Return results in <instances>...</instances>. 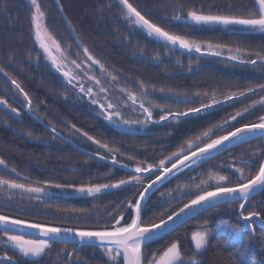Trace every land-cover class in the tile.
I'll list each match as a JSON object with an SVG mask.
<instances>
[{
	"label": "snow or ice",
	"instance_id": "snow-or-ice-1",
	"mask_svg": "<svg viewBox=\"0 0 264 264\" xmlns=\"http://www.w3.org/2000/svg\"><path fill=\"white\" fill-rule=\"evenodd\" d=\"M55 2L60 5V0H55ZM118 3L120 5V15L127 22L128 27L145 34L147 38L162 45L167 50L166 55L175 52L177 46L188 53L194 51L208 56L219 57L227 52L228 61H235L240 65H248L253 68L259 66L262 69L260 75L264 78V45H261L259 49H252L251 47H236L233 49L228 45L214 44L212 41H196L185 34L166 30L145 14H142L129 0H118ZM30 6L34 40L39 50L42 51L43 58L50 63L55 72L63 77V84L67 90H75L78 95L87 97L89 103L95 106L93 111L96 115L116 127L121 125L131 126L132 124L146 126L149 123L160 124L169 121L179 123L182 118L186 120L189 116L202 118V115H211L213 109H220L224 105L232 106L235 102L243 100L250 94H256L257 91L264 92V84H257L255 88L248 87L242 91H229L221 99H217V92L213 91L212 97L207 102H204L203 99L199 101V107H188L183 112H167L161 114L159 120H153L152 107L147 106L142 99V97L149 95L143 81H138L139 95L125 87H118V75L109 71L105 63L93 55L89 48L81 42L79 35L76 33L75 28H72L67 17H62L68 24L73 43L77 47V59H70L72 45L62 46L48 30L45 22L46 13L42 10L39 0H30ZM5 7H7L6 4H0V9ZM59 11L63 12L62 6ZM172 21L182 23L190 29L220 26L228 31L239 30L264 34V0H251V4L247 6L242 14H206L202 8H193L187 11L186 16H183L181 11H177L169 22ZM139 55L140 58H143V49L140 50ZM39 56L40 52H37V58ZM152 59L156 63H163L159 55H154ZM179 63L178 60L177 64ZM97 69L99 70L98 74ZM189 69L191 70V66H189ZM80 71L83 72V76ZM0 73L11 80L26 101L25 107L29 112H32L34 109L28 93L15 79L9 76L3 67H0ZM105 75L108 77L107 86L104 80ZM85 78L91 83H86ZM110 87H118L120 95L115 100L109 94ZM160 91H163V89ZM204 95L207 96L208 93L205 92ZM138 101L139 109L144 113L145 119L131 121L125 119L122 114L123 108L127 107L132 111H136ZM185 102L195 103V101ZM0 105L5 108L10 107L4 99H0ZM257 107L264 109V96H260L259 100L252 101L243 109L230 115L219 125H213L199 135L185 140L176 151L154 163L139 160L133 168H129L126 163L122 164L123 168L134 173L129 175L127 179H119L109 184H90L76 187V192L86 193L88 196H94L108 189H126L131 186L143 188L142 191H139V195L134 202L129 200L117 211L112 217L110 227L88 229L51 226L0 214V226L3 228L0 243H3L5 248L18 250L19 253L17 258L5 253L0 256V259L8 261V264H21V262L30 264L29 258H33L31 264H40V260L46 255H51L53 244H68L71 242L74 245L72 251L64 253L67 260H64L63 256H59L57 258L58 262L62 260L63 264H72L75 258V264H81L78 257L79 251L84 248H94L103 253L107 258V264H204L202 257L208 250L211 237L210 221L208 220H205L197 230L192 231L191 243L194 250L190 256H185L179 240H173L166 247H162V250L161 248L153 250L151 256L146 254V249L153 242L164 239L175 232L181 224H185L189 220L213 209L219 210L225 204H239V208L236 210L238 218L245 222L247 228L251 229L250 239L255 237L256 231L253 223L255 220L264 223V217L255 209L248 211L245 215V209L254 195L264 192V160L259 159L264 156V151H252L250 159L238 161L242 166L234 168L235 173L238 174L235 183L232 182L230 176L210 171L209 180L216 181L214 186L209 185L211 190H209V187L201 188L200 184H208V181L205 180H201L200 184H192L191 186L178 184L181 195L191 196V198L181 207L172 208L170 213H167V210L161 212L159 214L160 218L156 222H145L144 209L145 205L151 200L149 193L158 191V185H163L170 177H176L178 173L183 172L185 169L194 172L197 167H202L215 155H220L223 152L231 154V149L241 144L251 143L253 140L264 141V114L259 115L256 122L253 123H244L239 127H235L233 124L238 118H244ZM10 110L12 113L19 115L17 108L12 107ZM230 127L232 130H227ZM72 128L75 133H79L81 136L86 137L88 141H91L92 144L97 145L98 150H104L106 155L100 154L99 151L96 153L101 160L110 155L112 163H118V148L110 146L108 142H102L75 125H72ZM221 130L224 131V134L217 135L216 133ZM50 131L53 133L52 139L55 140L59 133H57L54 126L50 128ZM258 148L264 149V143L259 144ZM128 159L131 160L133 157L129 156ZM257 162L258 170L253 175L251 170L256 168ZM0 165L8 170L5 160L0 159ZM225 167L233 168L234 165L229 164ZM245 168L250 170L248 175H245ZM10 173L16 177L21 175L16 168H11ZM151 176L155 178L150 179L148 183H144L145 179ZM190 179L194 180L195 178ZM23 180L26 182H18L17 179L5 178L4 175H0V192L8 194L7 200H11L12 195L19 192L21 195L31 194V199L42 202L44 198L51 195L47 191L50 186L55 188L73 187L71 184L49 185L47 182L40 186L39 181H29L27 176L23 177ZM189 187H194L196 191H189ZM164 196L165 193L160 194L161 207L164 204L170 206L173 200L179 198L173 196L171 191L167 194L168 199H162ZM129 212L131 213L130 221L127 219ZM34 214L39 215V213ZM20 229H26L27 234H15ZM259 239L262 244V251H264V232L260 233ZM216 247L222 255L227 254L228 264H247L246 246L217 240ZM61 251L63 252V250Z\"/></svg>",
	"mask_w": 264,
	"mask_h": 264
},
{
	"label": "trees",
	"instance_id": "trees-1",
	"mask_svg": "<svg viewBox=\"0 0 264 264\" xmlns=\"http://www.w3.org/2000/svg\"><path fill=\"white\" fill-rule=\"evenodd\" d=\"M44 2L49 3V7H53L55 13L52 12V15L54 18L58 13L57 8L63 7L62 15L67 17V20L71 22V26L75 28L81 42L85 45L90 43L91 48H89V50L105 63L109 71L118 75L120 85L122 86H125V84L130 81L134 82V80L143 81L146 86H157L155 88H165L170 92L183 93L189 96H196L197 93H199V96H205L204 93L207 92L208 95L206 97H212L213 91H216V98L221 99L222 96L229 91H242L248 87L254 88L257 84H264V78H262L260 74L257 76L238 73L230 74L214 67L201 69L189 75L175 74L166 72L168 68H162V65H154L144 59L133 58L131 56L132 49H130L127 44L119 42V36H125L126 30L121 21L118 0H60V5H57L55 0H44ZM129 2L141 11L142 14H145L148 18L152 19L166 30L178 34H185L196 41H212L214 44L219 43L228 45L234 49L236 47L259 49L261 45H264V34L254 35L241 32L225 33L221 30L197 31L186 27L182 23L169 22L171 20L170 17H173L177 11H181V14L185 16L187 11L193 8H202L206 14H242L247 6L251 4V0H129ZM0 4L7 5V7L0 9V67H3L5 71L8 72L9 76L21 85L34 102L43 104L42 110L45 119L55 121L56 119L62 120L66 118L86 132L96 131L97 121H93L92 123L89 120V118L92 117L88 113H84L81 110L78 111L76 106L69 103L65 104L60 99L58 93L60 92L61 85L58 82V75L56 76L44 69L42 63L36 66L35 60L38 50L32 37L31 7L26 5L24 0H0ZM55 20L57 21V18ZM59 29H62L61 25ZM63 29L61 31H63ZM140 42L145 44L144 46L146 47L147 44L152 46V48L153 45L158 47L162 46L157 44L154 40L141 35V37H136L138 48L135 49L141 50L145 48ZM131 44L133 45L134 41H131ZM7 91L19 92V90L13 86L11 80L3 73H0V97H6L9 100L12 98L11 101L14 103V106H17L15 104L17 101L13 97H10ZM260 96H264V92L248 95L243 100L235 102L232 106L224 105V107L220 109H213L211 115H202V118L189 116L186 120L181 119L183 122L182 127L185 128L190 126L189 128L192 129L193 126V128L196 126L201 129L203 126L202 124H206L211 120H214L215 125H219L231 115L230 113L234 111L237 112L239 109L241 110L242 106H247L256 98H260ZM170 102L172 103L168 104H171V106L165 107L164 105L163 108L176 112H183L186 111L188 107H198L196 105H199L198 99H196L195 103ZM67 104L71 106L72 112L68 110ZM261 114H264V109L257 107L244 118H238L233 124L235 127H239L244 123L256 122L258 116ZM5 115L4 112L0 111V159L5 160L9 170L11 168H16L22 176H24V174H30V177L37 179L40 184L47 182L50 185L85 184V181L81 182V180H92L95 184H108L117 180V178L127 179L125 178L127 174L124 171L103 164L93 158H88L87 160V157L80 154L85 158L81 157L72 150L68 151L64 148L58 150L54 148L50 149L49 147L52 146L47 147L46 144L30 141L25 135L23 136L19 131L20 129L25 128L27 130H34L37 132L36 135L44 134L45 129L42 126L40 127V125L26 113L25 115H27L28 122H24V120L20 122L12 117H8V119H10V126L8 127L2 124V121L7 119ZM15 123L18 125V129L14 127ZM106 128L109 130L107 132H109L111 137L104 138L106 139L105 141L110 143V146L121 147L122 150L125 149L128 151L127 154H132L131 157H133V159L131 160H129L128 157L126 158L118 154V159L132 167H135L139 160H143L147 163H154L165 156L164 151H162L163 148L160 147L159 138L154 141L128 139V137H125L126 135H120L108 126ZM175 129L177 130V128ZM101 130V126H98V131ZM227 130L230 131L232 128L230 127ZM161 132L162 131L159 130L155 131L148 137H161ZM31 134L33 133L31 132ZM47 134H49V132ZM181 134L185 136L184 129H182ZM216 134L222 135L224 131H219ZM123 138L130 140L132 146L127 147L128 144L120 140ZM107 139L112 141H108ZM183 139H185V137ZM255 141L256 140H253L251 143L241 144L232 148L231 154L223 152L220 155H215L213 159L208 160L202 167H197L195 171L203 168L209 162L216 160L218 161V165L223 166V173L230 176L232 182L235 183L237 174L225 166L232 164L234 167H241L242 165L239 164L238 161L250 159V153L252 151H264V149H254L257 146L256 143H254ZM262 143H264V141H261V144ZM56 152L64 154L66 157L69 156V160L71 161L69 162V166H72L74 162H79V157L81 160L80 162L83 160L84 164H78V169L75 168L71 170L61 167L65 163L62 162L60 157H55ZM121 153L126 156L125 152ZM263 158L264 156H261L259 159L263 160ZM82 167L88 168L82 171ZM256 170H258V162L256 168L251 170L253 175ZM249 171V169L245 168V175H248ZM56 173L58 175L54 176L55 179L49 181V178H52V175ZM192 173L193 172H189L188 170L183 171L177 175L176 179L191 175ZM44 176H46L47 179H44ZM98 176L102 177V179L98 180ZM153 178L154 176H151L146 180L148 182ZM74 179L78 181H72ZM176 179H172L170 183ZM65 180L70 181L66 182ZM160 189L161 188H159V190ZM141 190L142 187H139L137 190L133 191L134 193H130L131 196L129 198L134 202ZM115 193L116 192H112L110 194L113 195ZM190 198H188V200ZM71 200L72 199H54L50 204L53 206L68 205L71 210L73 208H85V206L81 207L80 205H75ZM112 200H114V198L110 197V201ZM188 200L182 201L179 205L174 204L172 207L169 205H163L162 207L153 204L149 205L148 209L144 211L145 222L158 221L161 212L167 210V213H170L172 208H179L184 203L188 202ZM102 205L106 206L105 203H102ZM117 205L118 204H115L111 211L108 212L110 216H113L112 211L116 209ZM232 207V212H225L227 208L230 209ZM221 208H224L225 211L215 216L214 221L211 223L210 229L212 232L210 245L207 252L202 257L204 264H228L227 254L222 255L216 247L217 240L229 241L232 244L246 246L247 264H264V251H262V244L259 239L260 233L264 232V229L254 226L256 236L254 240L252 238L250 239V234L242 229V222L237 215L236 210L239 208V204H225L222 205ZM253 209L260 212L261 216L264 217V192H260L253 196L245 209V215L248 211ZM154 213L155 215H153ZM204 214L205 213L191 219L164 239L153 242L148 246L146 251H150L149 255H151L153 250L157 248H161L162 250V247H166L167 244L171 243L173 240H179L185 256L192 255L191 233L194 229L192 226L189 227L188 224L196 223L198 218ZM130 217L131 213L129 212L127 217L128 221H130ZM102 222L103 223L100 224H59L56 222L50 224L95 229L110 227L112 217L110 221ZM56 244H60L65 248L68 247L70 250L74 247V245L69 243Z\"/></svg>",
	"mask_w": 264,
	"mask_h": 264
},
{
	"label": "rangeland",
	"instance_id": "rangeland-1",
	"mask_svg": "<svg viewBox=\"0 0 264 264\" xmlns=\"http://www.w3.org/2000/svg\"><path fill=\"white\" fill-rule=\"evenodd\" d=\"M24 1H25L26 5L31 7L30 6V0H24ZM43 2H44V0H39V3L41 4L42 10L45 11V13H46L45 22H46V25L48 27V30L56 37V39L61 43L62 46L66 47L67 45L71 44L72 47L70 49V52L72 53V55H71L70 59H77V56H76L77 47L73 43V37L70 34V29L68 27V24L66 22H64V19L62 18L64 16L59 11V8H57L58 13L56 14L57 16L54 18V16L52 15V12H54L53 7L52 6L49 7V3H47V2L43 3ZM186 15L187 14H185V16ZM56 18H57V21L55 20ZM121 21H122V24L126 30V32H125L126 35L125 36H119V42L127 44L128 47L130 49H132L131 50V56L133 58L139 59L140 58V55H139L140 50L135 49V48H138L137 44H136V37H141V35H144V36H146V35L139 32V31H135V30L129 28L127 25V22L122 17H121ZM173 22H175V21H173ZM175 23H179V22H175ZM60 25H61L62 29L64 28L63 31H61L62 29H59ZM192 29H195L197 31H200V30H207V31L219 30L220 31L221 30L222 32H225V33H228V32L248 33V32L239 31V30L228 31V30L223 29L220 26H212L210 28H192ZM249 34L259 35L261 33L256 32V33H249ZM32 37L34 39L33 28H32ZM131 41H134L133 45L131 44ZM34 43H35V40H34ZM140 44L143 47H145V48H143L144 56H143V58H140V59H144V60H146V61H148L154 65H159V66L162 65L163 66L162 68H165V69L168 68V70H166V72H170V73L189 75L191 73H195L201 69H205V68H209V67L210 68H212V67L218 68L220 71H224V72L230 73V74L238 73V74H242V75H254V76L259 75L262 71V69L259 66H257L256 68H253L251 66L240 65L238 63H234V62L228 61V60L223 59V58L208 56V55H201V54H198L196 52L186 53L184 51L176 49L175 52H173L171 55H166L167 50L163 46L158 47L156 45H153V48H152V46H149L148 44H147V47L144 46L145 44H142V42H140ZM35 45H36L37 50H38L37 52H40L39 58H37V55H36V60H35L36 66L38 64L42 63V66L44 69H46L50 73L55 74L56 76L58 75V77H57L58 82L61 85L60 92L58 93L60 99L65 104L66 103L73 104L74 106H76V109L78 111L79 110L88 111L89 115L91 112H93L95 114V112L93 111L94 107L87 103L88 102L87 97H84L82 95H78L75 90H67L66 89V87L63 84V77L60 76L59 73L55 72V69H53L51 67L50 63L46 62V60L43 58L42 51L39 50L38 45L36 43H35ZM85 46H87L88 48H91L90 43H87ZM81 55H82V52H81ZM93 55L96 56L95 54H93ZM154 55H159V57L163 61V63L154 62L152 59V57ZM223 56L227 57V52H225L223 54ZM96 57H98V56H96ZM197 57H199V59H197ZM178 60L180 61L179 64H177ZM189 66H191V70L189 69ZM96 71L98 74L99 70L97 69ZM80 74L83 76L82 71H80ZM104 80H105V84L107 86V82H108L107 75H105ZM85 81L88 84L91 83L90 81H87L86 78H85ZM118 87H125L131 91L136 92L138 95L140 93L139 83H138V81H135V80H134V82L130 81L129 83L125 84V86L120 85V80H119V86ZM118 87L117 88H111V87L109 88V94L113 100H115L116 97L120 95V93L118 91ZM145 87H146L149 95L142 97V99L144 100L146 105H153L156 108H161L164 105H165V107L171 106V104H168V103H172L170 101H177L179 103H185V101H196V99H198V101H200L201 99H203L204 102H207L211 98V97L199 96V95L189 96V95H184L183 93H176L173 91L170 92V91L166 90L165 88H155L157 86H146L145 85ZM161 89H163V91H160ZM7 93L10 95V97H13L17 101L18 104L15 103L17 106H14V103L11 101L12 98H10L11 100H9L6 97H4V98L0 97V99L6 100L8 105L10 106L9 108H5L3 105H0V111L4 112L6 114L5 117L7 118L4 121H2V124L6 127L10 126V122H9L10 119H8V117H12L13 119H16L20 122L23 120H24V122L25 121L28 122L27 117H26L27 115H25V113H24L25 109H26V107H25L26 101L24 100V98L20 95L19 92H16V91H12V92L7 91ZM258 99L256 98L255 100H258ZM32 105H33L34 110L31 113L36 118L40 119L44 124H46L49 127L54 126L56 128V131L60 132L64 137L69 138L74 143H76V144H78V145H80V146H82L88 150H92V151H94V149L98 150L97 145L92 144L91 141H88L86 137L81 136L79 133H75V130L72 128V125H75V124L70 122L68 119H66V118H63L62 120L56 119L55 120L56 122L54 120H51V119H50L51 121L47 120V119H45V116L43 115V110H42L43 104L42 103H36V102H34V100H32ZM137 105H139V101L137 102ZM196 106H199V105H196ZM12 107H15L18 109L19 115H16L15 113L11 112L10 109ZM67 107L69 108L68 110H70L72 112V110L70 108L71 106L67 104ZM243 108H244V106L241 107V109H243ZM233 113H235V111ZM233 113H230V114L232 115ZM122 114H123V117L125 119H128L130 121L135 120L134 118H136L137 120H143V118H144L143 115H140L138 110L132 111L130 108H127V107L123 108ZM89 120L92 123H93V121H97L95 118H89ZM173 123H175V122H173ZM137 125L139 127L140 124H137ZM41 126L42 125H40V127ZM75 126L77 128H80L77 125H75ZM98 126H101V128H102L101 131H94L93 130V131L87 132V133L89 135H92L93 137H94V134H98V137H95V138H98L102 142H104L106 140L104 138L111 137L109 132H107L109 130L106 127L108 126L112 130H114V129L109 124H107L103 120V118H98ZM123 126H126L127 128H130V129L132 128L134 131L139 129V128H135L134 124H132L131 126H128V125H123ZM14 127H16V129L19 128L16 123H15ZM19 131L23 134V136L25 135V137H27L30 141H33L36 143H41V144H46L47 147L52 146V147H49L50 149L54 148V149L58 150V149H63V148L67 149L70 147L71 148L70 150H72L77 155L81 156L80 154H82L85 157H87L86 158L87 160H88V158H91L90 156L83 154L79 151H77V152H79V153H77L76 149H74L73 147L68 145L66 142L59 139L58 137L55 140H53L52 134L51 133L47 134L48 132L46 130H45L44 134H41V135H36L37 132H35L34 130H27L25 128L20 129ZM221 131H223V130H221ZM31 132L34 135L39 136V137H36L33 134L29 135V133H31ZM118 133L120 135H123L120 132H118ZM125 137H128V136H125ZM128 139L123 138L120 140L123 141V143L128 144L127 147H131L132 143H130V140H128ZM108 141H112V140H108ZM98 151H100V149ZM84 156H81V157H84ZM129 156H132V154H130V153L127 154V157H129ZM55 157L61 158L62 162L65 163L61 167H65L66 169H68V168L70 169V167L72 169H74V167L78 169L79 168L78 164H84L83 160H82V162H80L81 161L80 157H79V162H74L72 166H69V162H71L69 160V156L66 157L64 154H59L56 152ZM85 168H88V167H82V171H84L83 169H85ZM210 171L213 173H218L220 175H225L223 173V166L218 165V161H216V160L211 161L207 165H205L203 168L199 169L198 171L193 172L191 175H187L185 177L178 178L171 185L166 184L163 188H161L160 190H158L155 193V196L152 198L151 203L153 205L161 206L160 194L165 193V196L162 199H168L167 194L171 191L173 196L179 197V198L173 200L170 207H172L174 204L179 205L182 201L184 202V201L188 200V198H190L191 196H182L180 191L178 190V184L191 186L192 184H200L201 180H205V181H208V184L207 185L206 184H200L201 188L209 187V185L214 186L216 181L209 180V172ZM0 175H4L5 178L17 179L18 182H22V183L26 182L23 180V177H25V176L32 179V180L29 179V181H33V182L38 181L37 179L31 178L30 174H27V175L24 174V176L21 175L20 177H16L14 174L10 173L9 169L6 170V169H3L2 167H0ZM48 175H52V174H48ZM56 175H58V174L56 173L55 175H52L53 177L52 178L50 177L49 181L54 180L55 179L54 176H56ZM190 178H195V179L193 180ZM44 179H47V177L44 176ZM99 179H102V177L98 176V180ZM65 181L69 182L70 180H65ZM72 181H76V180L74 179ZM82 181H85V184H81V185L95 184L92 180H81V182ZM114 181H117V180H114ZM114 181H112L110 183H114ZM98 184H100V183H98ZM42 185L43 184H40V186H42ZM75 185H73V187H71V188H68L69 190H67V191L68 192H74L75 188L80 186V183L77 184L76 186ZM59 189H62V188H59ZM137 189L138 188H136V187H130V188H127L124 190L120 189L121 191L113 194L114 200H112V201H110V196L112 195L110 193H107L109 195L105 194V196H101V197H97V198H92V197H95L98 195L89 196V197H87V199H84L85 196H82V197L71 196L70 199H72L71 200L72 203H74L75 205H80L81 207L85 206V208H79V209L73 208L72 210L69 209L68 205L53 206L50 204L51 201H53L52 192H54V190H55L51 186L48 187V189H47V191L49 193H51V195L44 198L42 202L37 201L35 199H31L30 198L31 194L21 195L19 192L14 193L12 195L11 200H7L6 197L8 194L0 192V213L4 214L6 216L19 218V219H26V220H31V221H35V220L44 221V222H48V223H44V222H39V223L49 224V225H53V224H50L52 222H56L59 224H62V223H77V224H97L98 223V224H100V223H103L102 221H105V222L110 221L111 217H113L117 213V211L123 207V205L127 204V202L130 199L129 197L131 196L130 193H132L133 191H135ZM209 189H211V187H209ZM59 191L60 190H56V192H59ZM189 191L195 192L196 189L194 187H189ZM76 193H78V192H76ZM79 194L81 195V193H78V195ZM64 200H68V199L65 198ZM102 203H105L106 206L102 205ZM115 204H118V205H117L116 209L114 211H112L113 216H110V214L108 212L111 211L112 207ZM164 205H167V204H164ZM148 207H149V205H147L145 207L144 211L147 210ZM106 209H107V211H106ZM223 211H225L224 208H220L219 210L213 209L210 212H206L204 215H202L200 218H198L196 223H191V224L189 223L188 225H189V227L192 226L194 231H195L198 229V227L200 225H202L204 223L205 220H208V221H210L209 227H211V223L214 221L215 216H217L219 213H222ZM232 211H233V207L230 209L227 208L225 212L230 213ZM34 213H39V215H35ZM38 221H35V222H38ZM62 227H65V226H62ZM70 228H74V227H70ZM2 234H3V231H0V235H2ZM191 246H192V250H194L192 243H191ZM61 250H63V252ZM67 251H72V249L70 250L68 247L65 248L64 246H62L60 244L58 245L55 243L52 245L51 255L50 256L46 255L42 260H40V264H63V261L61 260L58 262L57 258L59 256H63V259L67 260V256L64 255V253H66ZM1 252H2V254H1ZM149 252L150 251H146V254L148 256H151V255H149ZM5 253H7V255H9V256H14V258H17L19 256L18 250H14L11 248H5L3 243H0V255H4ZM78 257L80 259L81 264H107V258L103 255V253L99 249L84 248L81 251H79ZM32 259L33 258H29L30 264H31ZM0 264H7V263H0ZM21 264H23V262H21ZM72 264H75V258L73 259Z\"/></svg>",
	"mask_w": 264,
	"mask_h": 264
},
{
	"label": "flooded vegetation",
	"instance_id": "flooded-vegetation-1",
	"mask_svg": "<svg viewBox=\"0 0 264 264\" xmlns=\"http://www.w3.org/2000/svg\"><path fill=\"white\" fill-rule=\"evenodd\" d=\"M257 92H259V91H257ZM89 105H91L90 103H89V101L87 102ZM91 106H93V105H91ZM147 106H149V107H152V110H153V120H159V117H160V115L161 114H164V113H167V112H176V111H169V110H166L167 108H163V107H161V108H156V107H154L153 105H147ZM93 107H95V106H93ZM136 110H138L139 111V113H140V115H143V119H145V115H144V113L142 112V110H140L139 109V106L137 105V109ZM163 110V111H162ZM81 111H83V110H81ZM84 113H88L89 114V112L88 111H83ZM90 116L92 117V118H95L96 120H97V129H96V131H98V118H102V117H100V116H97L96 115V113L94 114L93 112H91L90 113ZM135 120H137L136 118H134ZM191 124H193V123H191ZM135 125V128H139V129H137L136 131H141L142 133L141 134H139V135H128V134H123V133H121V134H123V135H126V136H128V138H133V139H145V140H152V141H154L155 139H157V138H159L160 139V147L161 148H163V150L162 151H164V154H165V156H167V155H170L172 152H174V151H176L177 150V148L178 147H180L183 143H184V141L185 140H187V139H189V138H192V137H195V136H197V135H199L200 133H202L204 130H206L207 128H209V127H212L213 125H215L214 124V120L212 121H208L206 124H202L203 126L201 127V129H199L198 127H196L195 126V128H193L192 127V129L191 128H189L190 126H187V127H182L183 126V122L182 121H180L179 123H173V122H171V121H169V122H161L160 124H153V123H149V124H147L146 126H140L139 125V127H138V125L137 124H134ZM126 127V126H125ZM175 128H177V130L175 129ZM130 129V128H129ZM132 129V128H131ZM182 129H184V131H185V136H183V134H181V132H182ZM190 129H191V131H190ZM133 130V129H132ZM162 131L161 133V137H148L149 135H151V134H153V132H155V131ZM190 131V132H189ZM117 132V131H116ZM94 134V133H93ZM152 136H154V135H152ZM94 137H98V134H94ZM185 137V139H183ZM69 139V138H68ZM105 142V141H104ZM254 143H256V147L254 148V149H256V150H258L259 148H258V145L259 144H261V141H255ZM254 143H252V144H254ZM110 144V143H109ZM159 144V143H158ZM249 145H251V144H249ZM116 148H118V149H120V152H118V154L120 155V156H123V157H126L127 158V150H122V148L121 147H118V146H116ZM71 148L69 147V148H67L66 150H70ZM96 150V151H95ZM76 151H78V150H76ZM92 151V150H91ZM98 150L97 149H94V152H97ZM80 152V151H79ZM121 152H125L126 153V156L124 155V154H122ZM99 153L100 154H105L106 155V153L104 152V150H102V149H100V151H99ZM118 154H117V160L119 161V162H122L120 159H118ZM107 158H109V159H111V156L110 155H107ZM97 161H99V162H101V163H103V164H106V165H109V164H107V163H105V162H102V161H100V160H97ZM124 163V162H123ZM110 166V165H109ZM234 168L235 167H233V168H229L230 170H232V171H234ZM72 168L70 167V170H71ZM74 169H75V167H74ZM117 169V168H116ZM119 170V169H118ZM122 171V170H121ZM235 172V171H234ZM126 173V172H125ZM127 175H126V177L125 178H128L129 177V175H131V174H129V173H126ZM237 174V173H236ZM237 176H238V174H237ZM177 177V176H176ZM176 177H172L170 180H168L165 184H163V185H161L159 188H163L166 184H168V185H171L173 182H171L170 183V181L172 180V179H176ZM119 179H123V178H117V180H119ZM149 182V181H148ZM144 183H147V180L145 179V181H144ZM81 185V184H80ZM167 185V186H168ZM166 186V187H167ZM131 187H136V188H139V187H137V186H131ZM52 188H55V187H52ZM128 188H130V187H128ZM59 189V188H58ZM127 189V188H126ZM66 190H68V188H62V189H60V191L59 192H52V194H53V196L55 197V198H53V200L54 199H57V200H60V199H65V197L66 198H69V197H67L69 194H67V193H65L64 191H66ZM157 191H153L151 194H150V197H151V200L145 205V207L147 206V205H152V203H151V201H152V198L155 196V193H156ZM76 195V194H75ZM139 195V194H138ZM80 196H83V194H81ZM98 197H100V196H98ZM111 198H113V195H111L110 196ZM84 199H87V197H85ZM129 200H131V198L129 199Z\"/></svg>",
	"mask_w": 264,
	"mask_h": 264
},
{
	"label": "water",
	"instance_id": "water-1",
	"mask_svg": "<svg viewBox=\"0 0 264 264\" xmlns=\"http://www.w3.org/2000/svg\"><path fill=\"white\" fill-rule=\"evenodd\" d=\"M176 49L177 50H181V49H179V47L177 46L176 47ZM181 51H184V52H186V53H188L186 50H181ZM194 52V51H193ZM192 53V52H191ZM199 54V53H198ZM214 57H217V56H214ZM219 58H223V59H226L227 60V57L226 56H219ZM232 62H234V63H237V62H235V61H232ZM239 64V63H238ZM14 86V85H13ZM15 87V86H14ZM25 112L30 116V117H32L37 123H39L40 125H42L47 131H49L50 133H52L51 131H50V128L51 127H49V126H47L46 124H44L40 119H38V118H36L31 112H29L28 111V109L26 108L25 109ZM106 122V121H105ZM107 123V122H106ZM108 124V123H107ZM113 129H115V130H117L118 132H120V133H123V134H128V135H138V134H141V131H134V130H132V129H129V128H127V127H125V126H123V125H121V126H119V127H116V126H114V125H111V124H109ZM58 133V132H57ZM53 134V133H52ZM58 138L59 139H61V140H63L64 142H66L68 145H70L71 147H73L74 149H76V150H78V151H80V152H82V153H84V154H86V155H88V156H90V157H93V158H95V159H97V160H100V161H102V162H105V163H107V164H109V165H112V166H114V167H116V168H118V169H121V170H124V171H126V172H128V173H130V174H134V173H131L130 171H129V169H126V168H123L121 165L122 164H125V163H121V162H118V163H116V164H113L112 163V160L111 159H109V158H106V159H104V160H101L100 158H99V155H97L96 153H93V152H91V151H88L87 149H85V148H83V147H81V146H79V145H77V144H75L73 141H71V140H69V139H67V138H65L64 136H62L60 133H59V136H58ZM263 160H264V158H263ZM129 168H133V167H131V166H129ZM187 169H185L184 171H186ZM179 174V173H178ZM146 175V174H145ZM159 186V185H158ZM115 190H119V189H108V190H105V191H103L102 193H99V194H96V195H102V194H105V193H108V192H112V191H115ZM143 190V189H142ZM65 193H67V194H69L67 197H71V196H78V197H82V196H80V194L78 195V193H76V191H74V192H68V191H64ZM152 192H150L149 193V195L151 194ZM260 193V192H259ZM71 194V195H70ZM76 194V195H75ZM82 194V193H81ZM258 194V193H257ZM83 196H85V197H88V195L86 194V193H84L83 194ZM66 198V197H65ZM1 214V213H0ZM238 214V213H237ZM4 215V214H3ZM10 217V216H9ZM10 218H14V217H10ZM21 220H24V221H27V222H35V221H31V220H26V219H21ZM242 221V220H241ZM36 223H39V222H36ZM41 224H43V223H41ZM45 225H49V224H45ZM181 225H183V224H181ZM180 225V226H181ZM51 226H56V225H51ZM179 226V227H180ZM254 226H257V227H260V228H263L264 229V223H261V221L260 220H255L254 221V223H253V227ZM60 227H62V226H60ZM242 229L244 230V231H247L249 234H250V236H251V229H249V228H247L246 226H245V222L244 221H242ZM0 231H3V228H2V226H0ZM15 234H27V230L26 229H20L19 230V232L18 233H15ZM35 238H39V237H35ZM253 240L255 239V237H253L252 238ZM69 244H72L71 242L69 243ZM73 245V244H72ZM0 256H3V255H0ZM1 262H6V263H8V261H6V260H2V259H0V263Z\"/></svg>",
	"mask_w": 264,
	"mask_h": 264
}]
</instances>
